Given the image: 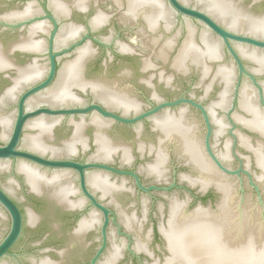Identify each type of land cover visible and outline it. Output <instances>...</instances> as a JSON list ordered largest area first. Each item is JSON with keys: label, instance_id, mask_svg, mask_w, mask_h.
I'll return each mask as SVG.
<instances>
[{"label": "water", "instance_id": "95a60500", "mask_svg": "<svg viewBox=\"0 0 264 264\" xmlns=\"http://www.w3.org/2000/svg\"><path fill=\"white\" fill-rule=\"evenodd\" d=\"M254 182L205 264H264V167Z\"/></svg>", "mask_w": 264, "mask_h": 264}, {"label": "flooded vegetation", "instance_id": "af4514ba", "mask_svg": "<svg viewBox=\"0 0 264 264\" xmlns=\"http://www.w3.org/2000/svg\"><path fill=\"white\" fill-rule=\"evenodd\" d=\"M255 183V182H254ZM256 184V183H255ZM251 187H252V185H251ZM253 188V190L257 193V191H256V189L254 188V187H252ZM260 192H261V190H260ZM258 194V193H257ZM259 195V194H258ZM262 195V194H261Z\"/></svg>", "mask_w": 264, "mask_h": 264}]
</instances>
